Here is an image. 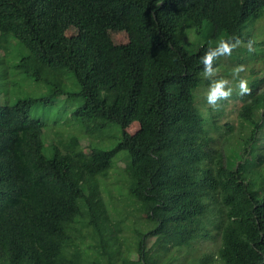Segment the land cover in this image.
I'll use <instances>...</instances> for the list:
<instances>
[{
	"label": "trees",
	"instance_id": "obj_1",
	"mask_svg": "<svg viewBox=\"0 0 264 264\" xmlns=\"http://www.w3.org/2000/svg\"><path fill=\"white\" fill-rule=\"evenodd\" d=\"M263 17L264 0H0V264H264V76L242 77L264 54L210 74ZM72 20L84 31L65 36ZM114 28L133 36L117 44ZM21 75L47 90L18 95ZM233 87L239 127L223 134L203 102ZM59 96L69 141L89 134L91 150L46 142L31 109ZM148 237L172 244L151 252ZM202 239L216 253L195 255Z\"/></svg>",
	"mask_w": 264,
	"mask_h": 264
},
{
	"label": "rangeland",
	"instance_id": "obj_2",
	"mask_svg": "<svg viewBox=\"0 0 264 264\" xmlns=\"http://www.w3.org/2000/svg\"><path fill=\"white\" fill-rule=\"evenodd\" d=\"M103 18L102 14L97 15V19L101 20ZM246 32H250L253 35V41L251 43H242L238 42L237 44L229 46V48L224 52H218L216 54L217 58L219 59L222 65L219 67H215L211 71V76L217 75L222 71V68L224 66H236V62L238 61V57H243V53L245 52L246 49H250L252 52L251 57H259L264 54V17L257 19L253 22H248L245 28ZM84 29L79 27L78 23L76 20H72L70 25L63 31V34L65 36H70L73 34H77L80 32H83ZM110 35L113 39V41L117 44L119 43H125L127 42L133 35L127 31L125 28H114L110 30ZM189 39V38H187ZM250 54V53H249ZM243 66V73L242 77L245 79V83L247 85H250L253 83L255 80L259 79L260 77L264 76V63L261 62V59L256 60V61H246L242 63ZM256 69L260 70L257 75H253L249 73L250 69ZM222 78H225L222 76ZM247 80V81H246ZM245 83L243 85H245ZM11 86V87H10ZM239 87H233L228 89H224L218 96H213L209 98L207 101L203 102L205 103L206 107H208L209 110V115L211 116L212 122L215 127L219 129L220 132L223 134H228L230 133L228 129V124H230L233 127V131L236 132L239 127L238 123V109L240 108L242 104V100L239 98V96L235 95L232 96V92H236V90ZM9 89H13L12 85H9ZM47 88L39 84V82L26 77L24 75H21L19 83L17 87L13 90L16 92L18 95L21 93H24L29 95V96H39L43 92H45ZM230 93V95H223V93ZM199 93L203 95L210 94L208 90L199 89ZM105 96L107 97L108 101L110 103L113 102L115 93L112 90H106L105 91ZM5 95L4 92H0V100L2 102H5ZM12 99L8 100L7 102H12ZM74 105L73 102L70 100H66L65 96H59L56 97L53 100V103L51 105H44L42 103H36L32 109H31V114L33 117L40 118L43 120L45 123L46 127L44 128V134L46 135V142L50 141H63V148L66 149H76L79 147L84 148L86 151L91 150V143L92 142H97L94 140V137H92L89 134H83L81 137L79 136V141L77 142H70L69 141V136L71 134H79L77 131L75 125H73L70 120L65 122L66 114H68V109L70 106ZM206 113V111H204ZM254 117L260 121L262 124V128L264 129V121L261 119L262 115V109L258 107L256 110H254ZM59 121V123H54V121ZM65 120V121H64ZM51 125H54L53 130L50 128ZM114 127L117 128L116 133H112L110 131L113 130V127L108 129L104 134H106V139L107 141H110V145L113 143L117 142V140L121 136V131L118 126ZM138 127V123L134 122L132 123L127 129L129 132L133 133ZM61 129L64 131V134L58 135L55 134L54 129ZM84 131V130H83ZM106 141V142H107ZM91 142V143H90ZM118 165L123 167L124 164L123 162H118ZM252 188L254 190H257L258 187L264 186V179L262 177L258 178L256 183H252ZM72 233L74 235H79L81 233L87 234L90 230L89 226L86 223H82L76 226L72 227ZM215 231V229H214ZM220 240L216 239V241L212 240H198L196 243H194L196 249L193 251L195 255H197V252L201 255V253H204L206 251H214L216 253V248L219 246ZM172 244V241L169 237H165L162 239H157L156 237H148L147 239V249H149L151 252H153L156 249H160L165 246H170ZM174 250V248H173ZM188 257L191 259L192 255L191 253L188 255ZM217 260V259H216ZM176 263V262H175ZM218 264V262H216Z\"/></svg>",
	"mask_w": 264,
	"mask_h": 264
},
{
	"label": "clouds",
	"instance_id": "obj_3",
	"mask_svg": "<svg viewBox=\"0 0 264 264\" xmlns=\"http://www.w3.org/2000/svg\"><path fill=\"white\" fill-rule=\"evenodd\" d=\"M223 95H227V93H223Z\"/></svg>",
	"mask_w": 264,
	"mask_h": 264
}]
</instances>
